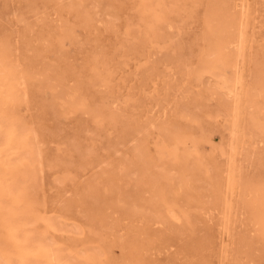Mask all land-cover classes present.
<instances>
[{"label": "rangeland", "instance_id": "rangeland-1", "mask_svg": "<svg viewBox=\"0 0 264 264\" xmlns=\"http://www.w3.org/2000/svg\"><path fill=\"white\" fill-rule=\"evenodd\" d=\"M36 1L39 13H35L31 9L29 5L31 0H0V5L3 4L0 6V17L2 16L0 18V33L4 32L7 35H10L9 37L14 42L19 43L21 41L19 45L25 48L21 51L23 55L25 52L27 56L35 58L38 54V58L40 57L39 60L41 62L47 61V63L53 64L56 61H59L60 63L63 62V65L65 64L70 66L72 68V73H70V75L68 74L70 76L68 84L74 85L78 81H83L86 85L85 96L87 97V102H99V100L103 99L102 97L109 95V101L114 100L113 107H120L119 109L127 115L124 117L125 119L127 118L130 120L128 121L126 119L127 122L140 128L138 132L133 129L131 134L122 138L121 135L125 124L124 122L123 124L122 122L118 124L109 122L99 124L98 122H95L94 119H92L93 117L85 110L69 111L64 102L57 99L56 105L58 111H55L46 105V100L50 99L54 94L51 89L46 92H42L37 88V86H33L30 90H28L21 102L20 109L26 119L34 127L37 132L38 139L40 140L41 173L37 181V196L42 204L41 209L44 214L49 216H63L61 217L63 220L68 223L71 222L70 224L81 226L84 231V233L81 234L72 232L59 233L61 244L68 246L75 243L78 248L88 245L90 247H96L105 244L104 246H109L111 251L110 253L113 258L120 261L126 259L127 255L132 253V249L135 246H140L144 248L142 251V258L144 262H147L145 264H229V262L230 264H234L233 262H235V264H263L264 261L261 260H264V254L260 251L262 250V247L258 242L256 229L248 220L247 214L243 213V210L240 208L241 206L237 205V209L232 215V221H234L232 222L233 226L230 235L226 233L223 228V208L218 205L216 206L212 201V198L210 197V189L207 183L206 185L204 183L202 186H199L200 184L196 181V178L198 177H207L209 175V166L213 162L212 149L228 143L230 139V132L226 128V117L224 115H220L215 119H212L206 115L205 108L211 109L212 106V108H216L219 102L217 95L210 96V94H208L209 92L207 86L213 81L210 83H204L205 86L198 85L196 83L189 84L178 71V64L173 61H170L169 63V61L167 62L165 58L166 54H172L171 56L174 55V57L180 54H189L190 50L188 49L191 48L192 43L195 41L194 38L202 29L201 14L198 13L197 19L194 18L195 20L192 19L186 22L178 19V23L175 22V26L169 29L171 35L174 33V36L172 35V37L176 40V43H179L180 45L178 49L172 50L171 48H162L157 45L153 49L151 48L152 51L150 50L149 53H145L146 55L143 54V58L141 55H124L125 51L120 47V43L125 40L126 37L125 25H127L128 21L134 22L136 18L137 20L135 23L138 21V11L137 7L134 5L136 1L100 0L103 2L114 3V6H107L106 9L101 8L100 11L96 13L97 21L92 29H85L82 25L77 24L73 13H69L67 10L62 11V13L57 12L56 4L53 1L47 2L46 6L42 3L43 0ZM68 1L69 0H64L63 3L66 4ZM90 1L96 3L99 0ZM6 2L9 3L7 4ZM25 2L28 5L23 4ZM249 3L252 11L251 23L248 29V39L250 43L248 42L246 50V68L244 73L246 79L251 81L252 76L250 75L253 67L247 65V62H249V59L252 61L255 57L257 59L261 58L264 61V0H249ZM124 4L126 6H124ZM256 11L257 13L255 14ZM9 15L10 17H8ZM11 16H14V18ZM106 16H109V19ZM118 19L121 21H118ZM10 20L13 21H11L12 25L10 24ZM64 21H69L75 25L77 35L74 39H65L61 48L57 45L49 46L47 40L38 39L41 33L47 35V33L50 32L53 33L54 37H51V40L54 41L56 34L55 29L62 25ZM47 22L48 24H46ZM125 22L126 24L123 25ZM6 29L9 32H7ZM37 31L38 33H36ZM22 34L25 36L27 41H30V46L22 43ZM262 36L263 38H261ZM57 39L58 37L56 35V41H58ZM72 40L78 43H73ZM68 41H71L72 43H69ZM98 41H100V43ZM158 46L160 48H158ZM36 47L48 48L44 53V51H36ZM232 47L233 45H224L221 48L225 51V58L229 62H233L236 58ZM57 49H61L62 51ZM161 50L162 52H160ZM80 51L81 54L79 53ZM97 52L110 54L114 58L111 60L115 70V78L112 82L114 92L112 93L109 92L105 86L94 84L92 81V64L90 57H93ZM205 52L208 56H210L213 52V47L206 45ZM74 56H76V58ZM78 56L79 58H77ZM71 59L74 60L72 61ZM88 59H90V61ZM197 59L198 57L195 56V54L191 55V61L195 62ZM147 64L151 66H148ZM153 72H155L153 75V81H149L147 77L148 73L150 74ZM163 85L166 87H163ZM170 89H172V91ZM185 89H189L190 95H195V92L198 93L199 91H202L208 96L205 98L204 109H195V112L201 110V112L199 111L196 113L199 115L198 118L201 121H192L187 116H181V112H179L180 105L178 104L185 102L189 97V95H186L187 91ZM178 90L181 91L179 92ZM181 93H183L185 97ZM128 95L131 96V100L128 104H126L127 102H124V99ZM181 96L184 97V99ZM163 99L167 101V103ZM209 101H211L214 105H212L211 102L209 103ZM155 103L157 107L155 106ZM159 106L160 108H158ZM173 108L176 110H173ZM131 117L135 120L133 118L131 119ZM89 120L90 122H88ZM165 128L168 130H180L183 133L182 143L179 148L182 162L173 165L172 168L173 171H179L180 167L183 166V173L189 178V180H187V183L183 187H178L176 192H174V195L159 206L161 209L169 210L171 213L177 214L175 220H171L170 223H155L154 221L148 223V221L143 219L142 216L150 211L147 209L148 204L145 200L149 198L151 199L152 194L148 191L145 185L138 184L134 179V176H136V167L130 163V158L133 155L134 148L141 142L147 152L154 154L156 152V141L159 139V135H161V130ZM189 128L197 132L198 135L192 134ZM155 138L156 140H154ZM77 146H80L82 151H80ZM247 146L250 148L249 143L246 144L245 147H241L240 154L237 156L238 163L244 173L255 178V166L248 159H246L245 149ZM255 146L256 151L260 152L264 157V142H258ZM127 154H129V156ZM216 158H218L217 160L220 162L221 167H226L228 163V155H217ZM126 164L128 166L125 168ZM184 164L186 165L184 166ZM105 173H112L115 176L116 185H112L113 182L109 183V181H106L109 176ZM57 177L64 180L62 181L63 184H57L61 182L60 179V182L58 181ZM262 178H264V171ZM96 180L100 181L99 187L103 194L107 192V188L109 186H113V188L118 191L119 195L114 194L117 196L114 203H109L111 195L105 196V201L101 200L99 202H95L93 198L87 196L86 191L90 188L92 182ZM206 181H208V178ZM198 192L199 195L197 194ZM237 192L238 194L237 197H235V200L238 202L240 188L237 189ZM196 196L199 198L195 199ZM210 203H212V205ZM131 205H134L133 210L140 211L136 217L129 215V212H132ZM240 210L242 211L240 212ZM98 211L104 215L103 222L99 221L100 216L97 213ZM91 217H94V223L90 220ZM85 226H88V229ZM96 229H100L101 231L97 233ZM87 230L91 233L89 231L87 232ZM219 231L223 232V234L219 233ZM244 233L246 235H244ZM239 234L240 236H238ZM213 236L216 237L214 238ZM232 236L234 238L238 237L234 239ZM209 237L210 240H208ZM244 238L252 240L255 243V248L253 247L250 253L249 251L246 252L244 250H242V253V251L238 250V248H242L240 246V241L242 243ZM255 238L257 241L254 240ZM218 243L221 246H219ZM229 243L231 253L229 255L230 258H228L231 261H229L228 258L227 260L223 259V254H221L223 253L221 250H224ZM217 246L218 248H216ZM254 253L256 254L254 255ZM254 256H256L255 259ZM251 259L253 260L251 261Z\"/></svg>", "mask_w": 264, "mask_h": 264}, {"label": "bare ground", "instance_id": "bare-ground-1", "mask_svg": "<svg viewBox=\"0 0 264 264\" xmlns=\"http://www.w3.org/2000/svg\"><path fill=\"white\" fill-rule=\"evenodd\" d=\"M49 1H53L56 4L57 12L62 13V11L67 10L69 13H73L74 17L76 18L77 24L82 25L85 29H92L95 26V23L97 21L96 13L99 12L101 8L106 9L107 6L108 7H111L112 5L114 6V3L103 2L100 0L97 1L96 3L90 0H69L66 4L63 3L64 0H43L42 3H44L46 6L47 2ZM134 1H136L134 5L137 7L139 18L136 23L135 21L137 20V18L134 22L128 21L127 25H125L126 22L124 24L122 23L123 25L126 26L125 40H123L120 43V47L123 48L125 51L124 55L132 54L134 56L136 55L143 56V54L149 53L151 48L153 49L157 45L161 46L162 48H167V49L171 48L172 50L178 49L180 45L179 43H176V40L172 37L174 33L171 35L169 29L175 26V22H177L178 19L183 22H186L194 18L197 19L198 13L201 14L202 29L200 33H198L197 35L195 34L196 35V37L194 38L195 41L193 43L191 42L192 43V46L190 45L191 48L189 49L187 48L188 50H190L189 54L188 55L186 54L187 56L180 54L176 57H174V55L171 56L172 54L171 55L166 54L165 56L167 62L169 61L170 63V61H173L178 64L177 65L178 71L182 74V76L185 78L187 83L189 84L196 83L198 85H204V83L206 82L210 83L213 81L211 84L207 86L209 92L208 94H210V96L217 95L219 98L218 100L219 102L216 108H212L213 106L211 107V109L205 108L206 115H208V117L212 119H215L220 115L222 116L224 115L226 117V121H225L226 128L230 132V139L228 143L223 144L218 148L214 147L212 149L213 162L209 166V172H208L209 175L207 177H198L196 178V181L198 184H200L199 186H202L204 183L206 185L207 183L210 189V193H211L210 197L212 198V201L215 203L216 206L218 205L223 208L222 209V214H223L222 224H224L223 228L224 231H226V233L230 235L233 226L232 222L234 221V220L232 221V215L234 214V211H236L237 205L241 206L240 208L243 210V213L247 214L248 220L256 229L258 242L261 244L262 247V250L260 251H262L264 254V178H262L264 171V157L260 152L256 151V146H255L258 144V142H264V61L261 58L257 59L256 57L253 58L252 61L249 59L247 65L252 66L253 68L250 75L252 76L251 81H248L246 79L244 70L246 68V64H245L246 50L249 42L248 29L250 27L251 14H252L249 0H134ZM36 2H37L36 0H31V3L29 5L35 13H39V8L37 7ZM6 3L8 4L9 2ZM23 4H26V2ZM125 4L124 6H126ZM2 5L3 4H1L0 6ZM256 13L257 11L255 12V14ZM8 17H10V15ZM11 17L14 18V16ZM107 18L109 19V16ZM119 20L120 19H118V21ZM11 21L12 20H10V24L14 21V19L12 22ZM46 24H48V22ZM36 33H38V31ZM55 33L56 34L54 41L51 40L52 39L51 37L54 36L53 33L50 32L47 33V35L41 33L38 39L45 41L47 40L49 46L57 45L58 47L60 46L59 48H61V46H63L64 44L65 39H74L77 35L75 31V25H73L69 21H64L62 25H60L55 29ZM56 35L58 37L57 39L58 41H56ZM9 36L10 35H7L4 32L0 33V264H145L147 263L146 261L144 262L142 258V251L144 250V248L140 246H135L132 249V253L130 255H127L126 259L120 261V260H115L113 258V256L110 253L111 251L109 246H104L105 244L96 247H90L88 245L80 248H78L75 243L68 246L61 244L59 233L72 232L76 234H81L84 233V231L81 226L70 224L71 222L68 223L65 220H63L61 218L63 216H59V217H57L56 215H54L56 217L49 216L44 214L43 210L41 209L42 204L37 196L38 194L37 181L41 173L40 140L38 139V135L34 127L23 115L22 110L20 109V105L21 102L23 101L24 96L27 94L28 90H30V88L33 86H37V88L42 92H46L47 90L50 89L52 90L54 94L50 99L46 100V105L55 111H58L56 105V99H57V100H62V102H64V104L67 106V109L69 111L85 110L93 117L92 119H94V121L98 122L99 124H103L104 122H109L113 124H118L122 122L123 124L124 122L125 124H124V128L122 129V135H121L122 138H125L127 135L131 134V131L133 129L138 132L140 128L135 125L133 126L127 122L128 119L126 118L127 119L126 120L124 118L127 115L124 114L123 111H121V109H119L120 107L119 108L113 107L114 100L109 101L110 98L109 95L102 97L103 99L99 100V102L98 101L93 103L87 102V97L85 96L86 85L83 81H78L74 85L68 84V79L70 78L69 75L70 73H72L71 72L72 68L70 66L65 64L63 65L62 64L63 62L60 63L59 61H56L53 64L47 63V61L41 62L39 60L40 57L38 58V54L36 56L34 55L35 58L27 56L25 52L23 55L21 51L22 49L25 48L19 45L21 41L19 43L14 42ZM261 38H263V36ZM21 39H22V43H24L27 46H30L29 43L30 41H27L23 34ZM98 42L100 43V41ZM73 43L76 42L73 41ZM206 45L213 47V52L210 56H208L205 52ZM224 45H228V46L233 45L232 50H234L236 57L233 62H229L228 60H226L225 51L221 49ZM159 46L158 48H160ZM47 48L48 47H36L37 49L36 51H40V52L44 51L45 53L46 52L45 50H47ZM57 50L60 51L61 49H57ZM160 52H162V50ZM79 53L81 54V51ZM97 53L93 57H90L92 64V76H91L92 81L94 84L105 86L108 89V91L112 93L114 92L112 82L115 78L114 77L115 70L113 68L111 60L114 58L112 55L107 53L105 54H103V52H97ZM193 54H195V56L198 57L197 61L195 62L191 61V55ZM74 57L76 58V56ZM77 58H79V56ZM88 60L90 61V59ZM155 72L150 74L148 73L147 77L149 81H153V75ZM163 87L166 86L163 85ZM172 89L170 90L172 91ZM182 89H183V85H182ZM185 90L187 91L186 95H189V97L185 102L178 104L180 105L179 112H181V116H187L192 121L200 120L198 118L199 115H197L196 113H198L199 111L201 112V110L195 112V109L197 108L201 109L205 106L204 102L207 95L202 91L201 92L199 91L198 93L195 92V95H190L189 89H185ZM178 91L180 92L181 90ZM100 93H104V92H100ZM181 94L183 95V93ZM184 97L182 98L184 99ZM130 100H131V96L128 95L127 97H125L124 102H127L126 104H128ZM211 101H209V103ZM165 102L167 103V101ZM158 108H160V106ZM174 109L175 108H173V110ZM132 118L133 117H131V119ZM88 122H90V120ZM190 130L192 134L198 135V133L195 132L194 130L192 129ZM182 138H183V133L180 130H175V129L168 130L165 128L161 130V135H159V139L156 141V152L155 153L153 152L154 154H150L149 152H147L145 148L142 146V142L139 145H137L133 150V155L130 158V163L136 167L135 169L136 176H134L135 177L134 179L138 184L145 185L148 191H150L152 194L151 199L149 198L145 200L148 204L147 209L150 211L144 214V216H142V218L147 220L148 223L151 221H154L155 223H170V221L175 220L177 216V214L171 213L169 210L161 209L159 208V206L164 201L170 199L174 195V192H176L177 188L183 187L187 183V180H189V178L183 173V166L180 167L179 171H173L172 168L173 165L182 162L181 161L182 158L179 152V148L182 143ZM154 140H156V138ZM248 143L250 148H248L247 146V148L245 149L246 159H248L255 166V170H256L255 178L250 177L246 173H244L243 169L240 168V165L238 163L237 156L240 154V149L241 147H245L246 144ZM78 149L82 151L80 146L78 147ZM225 154L228 155V163L226 167H221V164L217 160L218 158H216V156L225 155ZM127 155L129 156V154ZM127 164L125 165V168L128 166ZM185 165L186 164H184V166ZM105 174L109 176L106 179V181H109V183L113 182L112 185H116L115 176L112 173H105ZM207 178L208 181H206ZM59 179L60 178H58V181ZM62 181L64 180H61V182L59 181L60 183H57L56 181L54 182H56L57 184H63ZM99 184H100L99 180L93 181L90 188L86 191L87 196L93 198L95 202H99L101 200L105 201L104 197L111 195L110 196L111 198L109 199L110 201L109 203H114L115 199L117 198V196L114 194L119 195L118 191H116L113 188V186H109L107 188V192L103 194V192H101ZM239 188H240V193L237 202L235 200V197H237L238 194L237 189ZM197 194L199 195V192ZM198 198H199L198 196L195 197V199ZM210 204L212 205V203ZM131 206H132V212L130 211L129 215L136 217L140 213V211L133 210L134 205ZM242 210H240V212ZM97 213L100 216L99 221L103 222L104 215H102V213L99 211ZM90 220L93 223L95 221L94 217H91ZM86 228L88 229V226ZM88 231L89 230H87V232ZM96 231L98 233L101 230L96 229ZM219 233L223 234V232L220 231ZM244 235L246 234L244 233ZM238 236H240V234ZM208 240H210V237ZM254 240L257 241L256 238ZM240 246L242 248H238V250L240 251L244 250L246 252L249 251L250 253L253 247L255 246V243L252 240L244 238L242 240V243L240 241ZM229 247H230V243L225 247L224 250H221L223 251V253H221L223 254L224 257L223 259L227 260V258L229 257L231 253L230 251L231 249ZM216 248H218V246ZM255 254L256 253H254V255ZM255 258L256 256H254V259ZM252 260L253 259H251V261ZM233 263L235 264V262Z\"/></svg>", "mask_w": 264, "mask_h": 264}]
</instances>
